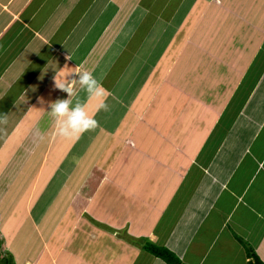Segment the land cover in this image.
Returning <instances> with one entry per match:
<instances>
[{"label":"crops","instance_id":"0c3cea01","mask_svg":"<svg viewBox=\"0 0 264 264\" xmlns=\"http://www.w3.org/2000/svg\"><path fill=\"white\" fill-rule=\"evenodd\" d=\"M76 67L101 82L109 110L76 83L98 126L69 139L55 134L49 103L67 98L55 78ZM0 114V223L32 191L31 223L58 214L67 188L80 201L73 239L125 235L130 264H166L147 240L182 264H247L251 250L264 263V0H0ZM143 142L170 144L172 156L156 160ZM125 150L164 171L130 199L157 213L143 228L96 199ZM7 236L1 224L5 257Z\"/></svg>","mask_w":264,"mask_h":264},{"label":"rangeland","instance_id":"374dc122","mask_svg":"<svg viewBox=\"0 0 264 264\" xmlns=\"http://www.w3.org/2000/svg\"><path fill=\"white\" fill-rule=\"evenodd\" d=\"M198 33L199 32H196L194 34L193 39H199ZM180 59H182V57H180ZM143 143L148 145L150 147L148 149L151 151H156V160H163L168 156H172L170 153L172 150L170 144L160 143L158 145H149L147 142ZM37 151H39V148ZM128 153L129 152L125 150L121 154L122 156L115 160V170L112 169V171H114L110 173L111 175L105 181V185L110 183L113 184L107 186V188L103 187V191H101L99 195L97 194L96 199L99 201L101 207L111 208L117 215L119 212L122 217H124V213H121V208L125 207V212L132 211L131 218L133 228H143L150 222L155 221L157 213L153 210V207L148 205L149 208H143L140 200L134 199L133 202H130V199L134 193H144L143 188H140V186L156 182L159 178L164 176L162 175L164 171L158 169L157 166L151 167L149 165L146 167L140 163H129L130 158ZM111 161H114L113 158H111ZM87 163H90V155H88L81 165ZM83 171L77 172L75 175L77 176L75 182L68 186H78L83 176V174H81ZM46 175L47 174L42 172L40 184L43 183ZM116 177H119L118 180L122 187V190H119L123 195L121 202L119 199H113L114 190H117L119 185ZM114 182H116L117 185L114 186ZM108 189H113V191ZM107 190L112 193L110 199L104 198ZM69 191L70 189L65 188V191L61 195L62 197L57 201L58 203H56L58 207L59 203L62 205L61 211L58 212V214H54L55 206H53L39 222L35 224L31 223L27 215V210L32 208V203L35 202V198L38 194L37 191H32L31 200H29L27 208L25 206H19L14 211V214H11V219L8 220V222L1 221L0 225L2 224L6 227V233L8 235L6 237L8 240V242L6 241L8 243V253L5 257L2 256L3 254L0 252V264H21L24 261V256H28L32 262L38 261V264H53V257L57 264L131 263L130 260L134 256V249H132L133 243L131 242L132 244H129L131 248H125V242L121 240L125 235L121 236L120 239L112 238L111 241L110 238H108V242H104L103 236L96 240H85L81 243L73 239L75 236V229H73V220L75 216H73L72 212L80 201H77L79 197H73L72 194H70L73 191H70V193ZM60 200L64 201L60 202ZM69 200H72L70 204L68 203ZM80 204L82 205V202ZM144 210L147 211L144 213ZM97 224L99 226L103 225L102 222ZM124 225L126 226L125 222ZM104 230H106V226H104ZM221 263L222 261L217 262V264Z\"/></svg>","mask_w":264,"mask_h":264},{"label":"clouds","instance_id":"9594fccd","mask_svg":"<svg viewBox=\"0 0 264 264\" xmlns=\"http://www.w3.org/2000/svg\"><path fill=\"white\" fill-rule=\"evenodd\" d=\"M70 55L66 60H71ZM75 75L78 78L69 76ZM66 79L55 78V87L67 93V98L57 99L49 103L50 115L55 118V134L63 138H78L86 131L95 130L98 121L87 111L86 104L78 99V91L75 88L79 83L81 90L85 91L89 98L97 101V111L103 109L109 110V105L105 102L108 93L101 82L93 75L91 71L82 70L76 67L73 71L66 73ZM41 98V103H43ZM7 124V116L0 114V125ZM40 139L43 135L37 132Z\"/></svg>","mask_w":264,"mask_h":264},{"label":"trees","instance_id":"16d2710c","mask_svg":"<svg viewBox=\"0 0 264 264\" xmlns=\"http://www.w3.org/2000/svg\"><path fill=\"white\" fill-rule=\"evenodd\" d=\"M144 248L155 257L162 259L166 264H182L180 259L165 246H160L147 240ZM248 257L247 264H264L252 250L248 253Z\"/></svg>","mask_w":264,"mask_h":264}]
</instances>
